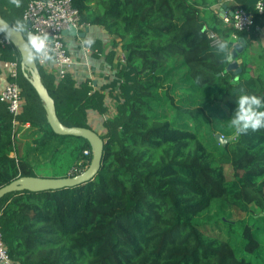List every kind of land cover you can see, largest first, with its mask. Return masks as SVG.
<instances>
[{"label": "trees", "instance_id": "16d2710c", "mask_svg": "<svg viewBox=\"0 0 264 264\" xmlns=\"http://www.w3.org/2000/svg\"><path fill=\"white\" fill-rule=\"evenodd\" d=\"M236 2L246 9L254 6ZM23 3L0 0V16L15 27L23 21ZM204 4L72 0L83 21L102 26L111 36L108 62L121 42L124 61L117 62L111 83L116 93L110 91L115 111L92 123L90 113L105 116L108 110L104 92L70 76L56 82L38 68L63 125L102 130L103 158L94 179L85 183L10 192L0 199V232L18 264H264V214H251L252 205L264 209V128L236 132L223 145L215 135L206 142L196 121L201 108L174 104L165 88L167 72L162 71L178 60L175 67L185 68L179 87L220 104L227 118L240 94L264 97V75H250L245 62L238 73L226 69L208 32H217L232 46L238 37L254 35L248 38L223 25L217 14L206 26L199 9ZM14 9L17 17L11 19ZM0 53L1 59L15 53L20 60L14 46L0 48ZM17 83L25 104L16 118L38 134L33 149L42 154L67 142L65 165L54 166L57 149L50 154V175L38 174L26 155L10 156L21 126L13 125L0 101V187L19 176H66L77 161L83 171L91 160L87 140L54 133L22 70ZM224 164L232 168L231 179ZM211 207L215 212L210 217Z\"/></svg>", "mask_w": 264, "mask_h": 264}, {"label": "built area", "instance_id": "2783aa9c", "mask_svg": "<svg viewBox=\"0 0 264 264\" xmlns=\"http://www.w3.org/2000/svg\"><path fill=\"white\" fill-rule=\"evenodd\" d=\"M228 3H236V0H223ZM264 14V0H257L252 9H246L239 5H235L230 12L222 11L221 21L225 26H231L236 31H244L247 34L252 33L256 27V19ZM22 20L25 23L26 38L28 32H47L52 39V59L43 61L36 59L37 67L48 75H51L56 82L61 81L67 76L73 78V58L67 46V38L71 34H64L70 28L75 30L76 38L80 41L78 33L83 32L89 23L81 19L77 8L72 5V0H27L22 10ZM210 44L216 45L220 40V36L215 31H209ZM231 37L236 39V33H232ZM13 46L11 41L0 32V48ZM82 51L85 54L90 53L88 46L83 45ZM96 52V51H95ZM122 56V54H121ZM0 70L3 73L4 84L0 89V101L7 105V108L12 115V123L14 126H22L17 120L18 114L23 110L25 100L21 94L20 87L17 83L19 73L21 71L20 60L15 53L12 58L1 59L0 53ZM74 79V78H73ZM91 86V81L88 82ZM105 118V117H104ZM17 133L15 134V136ZM222 136V135H221ZM87 153V151H84ZM81 161L72 167L67 175L79 173V165ZM0 264H18L14 261L7 249L5 248L2 234L0 232Z\"/></svg>", "mask_w": 264, "mask_h": 264}, {"label": "crops", "instance_id": "0c3cea01", "mask_svg": "<svg viewBox=\"0 0 264 264\" xmlns=\"http://www.w3.org/2000/svg\"><path fill=\"white\" fill-rule=\"evenodd\" d=\"M27 0H24L23 7L25 6ZM191 1V0H189ZM204 5H200V14L206 21V26L208 23L214 22L215 14L219 18L222 16L223 10H230L238 5L236 3H228L223 0H203ZM249 5L255 4L257 0H247ZM90 8L94 9V1L90 2ZM11 12L9 11V17L11 18ZM220 21V20H219ZM84 36L80 37V41L76 36H68L67 46L72 55L74 64V80L76 83H79L84 80L91 81L92 88L98 89L105 94V100L110 103V100L114 103V99L110 96V91L116 93V89H113L112 80L115 77V71L117 67V61L120 60L122 50H117L116 47L113 48L114 56L111 62H108L106 59V54L109 49H112L110 46L111 36L107 31L100 25H89L84 31ZM251 33L247 35L250 38ZM254 35L253 38L245 40V47L243 52L238 56L242 59V62L246 63V68L250 75H257L262 73L264 75V14L257 18L256 27L252 31ZM91 40L92 43L88 44L87 41ZM83 45L88 46L91 50L90 53L85 54L82 51ZM119 44V43H118ZM118 47V45H117ZM96 51V52H95ZM119 55V56H118ZM241 62V63H242ZM240 63V64H241ZM239 64V66H240ZM0 89L4 84V77H0ZM109 96L110 98H107ZM109 106V104H108ZM105 112V116L96 115L94 113L89 114V119L95 123V119L101 121L102 118L110 116L113 112ZM113 111V110H111ZM102 114V115H104ZM28 125V124H27ZM29 126V125H28ZM20 129V133H21Z\"/></svg>", "mask_w": 264, "mask_h": 264}, {"label": "water", "instance_id": "95a60500", "mask_svg": "<svg viewBox=\"0 0 264 264\" xmlns=\"http://www.w3.org/2000/svg\"><path fill=\"white\" fill-rule=\"evenodd\" d=\"M0 32L4 34L15 47L19 54L20 65L23 75L27 78L31 86L34 88L38 97L40 98L43 108L46 114V120L51 130L59 135H72L84 138L90 145L91 149V160L88 166L77 174L66 175L59 177H42V176H19L9 183L0 187V199L7 193L17 191H43L60 189L64 187H72L85 183L89 180L94 179L95 175L99 171L102 158H103V146L104 140L101 134L88 127L79 126H65L59 120L56 114V108L53 98L50 96L47 88L41 81L39 69L34 61L28 63L25 59L26 51L23 45L26 39L23 33L15 31V27L11 25L7 20L0 16ZM64 34L75 35V30L70 28L68 31H64ZM78 36H84V32L78 33ZM245 47V40L243 37H238L231 48L232 60L227 61L226 69H235L238 73L241 71L239 64L242 59L238 56L243 52ZM216 140L221 144H225L230 137H223L219 133L215 134Z\"/></svg>", "mask_w": 264, "mask_h": 264}, {"label": "rangeland", "instance_id": "374dc122", "mask_svg": "<svg viewBox=\"0 0 264 264\" xmlns=\"http://www.w3.org/2000/svg\"><path fill=\"white\" fill-rule=\"evenodd\" d=\"M11 13H12L11 19H13L17 17L18 10L14 9V11H12ZM119 49L120 50L122 49L121 42L118 44V47L116 46V51ZM120 60L117 62L124 61L123 59L121 61ZM172 64H173V67H170V66L166 67L162 71V73L164 74L165 72H167L165 88H167V92L169 96L173 99L174 104H178L182 107L201 108V110L203 111V114H202L203 116L201 115L200 117H197L196 121L200 125L199 130H200V134H202V138L204 139V141L210 142L212 136L215 135L216 133H219L220 135L230 134L229 136H226V137H230V139H232L233 135L236 134V131H234L233 129L229 127L230 118H227L226 115L221 111L223 106H221L218 103L213 102L208 97H203L197 93L195 94L192 92L182 90L178 84H180V82L183 80L182 75L185 72V68L175 67L178 64V60L172 62ZM116 70H117V67H116ZM159 96L162 101L164 99L162 92H160ZM107 98H110V97L107 96ZM108 104H109L108 110H110L109 112L110 113L114 112L115 102L113 103L110 100V103ZM163 107L165 108V104H163ZM27 124L28 123H25L20 127L22 131L21 133H20V129L18 130L17 135L15 136V141H14L16 151L11 152L10 156H15V153L20 156L26 155L28 159L31 161V164L34 166L38 174L50 175L53 173V170H54L52 167H50L51 163H53L51 162V158H50L51 152L53 150L56 151V149L59 151V153L56 156L57 162H55L54 166L56 167V169H58L60 166L62 167L63 165H65V160L63 157V154H64L63 148H64V145H67V142H61L60 144H57L56 146L55 144H53L47 150V152L40 154L39 152L33 149V138L37 136L38 134H32L33 129L28 126L29 124L28 125ZM99 131L102 132L101 129H99ZM78 162L79 161L75 162L76 165ZM223 169H224L226 178L231 179L232 178L231 166L229 164H224ZM209 210L210 211H208L207 214L211 217L212 214L215 212V208L211 207ZM251 214H253L254 216L262 215L264 214V209L260 210L252 205ZM261 238L264 241V236H262Z\"/></svg>", "mask_w": 264, "mask_h": 264}, {"label": "clouds", "instance_id": "9594fccd", "mask_svg": "<svg viewBox=\"0 0 264 264\" xmlns=\"http://www.w3.org/2000/svg\"><path fill=\"white\" fill-rule=\"evenodd\" d=\"M13 2L19 3V0H13ZM15 31L25 32V23L17 20ZM87 43L91 44L92 41L89 40ZM23 47L28 63L36 59L47 61L53 58L52 39L47 32H28ZM215 47L225 61L232 60L230 40L221 39L216 42ZM229 127L237 133H246L249 129L255 131L264 128V97L249 93L240 94L236 100V108L231 115Z\"/></svg>", "mask_w": 264, "mask_h": 264}]
</instances>
